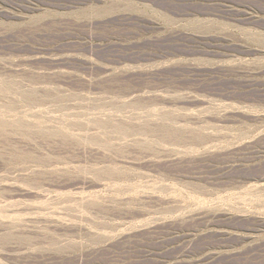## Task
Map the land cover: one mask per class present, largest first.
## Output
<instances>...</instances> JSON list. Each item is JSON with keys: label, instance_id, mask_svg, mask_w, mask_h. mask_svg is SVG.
<instances>
[{"label": "rangeland", "instance_id": "1", "mask_svg": "<svg viewBox=\"0 0 264 264\" xmlns=\"http://www.w3.org/2000/svg\"><path fill=\"white\" fill-rule=\"evenodd\" d=\"M0 264H264V0H0Z\"/></svg>", "mask_w": 264, "mask_h": 264}, {"label": "bare ground", "instance_id": "2", "mask_svg": "<svg viewBox=\"0 0 264 264\" xmlns=\"http://www.w3.org/2000/svg\"><path fill=\"white\" fill-rule=\"evenodd\" d=\"M106 11L109 12V10H106ZM106 11H105V12H106ZM200 26H201V25H200ZM196 27H198V26H196ZM201 28H202V27H201Z\"/></svg>", "mask_w": 264, "mask_h": 264}]
</instances>
